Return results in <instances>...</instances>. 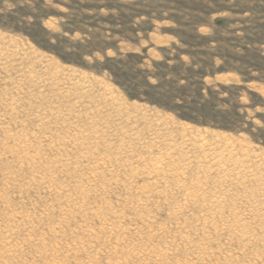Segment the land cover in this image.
I'll return each mask as SVG.
<instances>
[{"label":"rangeland","instance_id":"374dc122","mask_svg":"<svg viewBox=\"0 0 264 264\" xmlns=\"http://www.w3.org/2000/svg\"><path fill=\"white\" fill-rule=\"evenodd\" d=\"M0 232V264H264V0H0Z\"/></svg>","mask_w":264,"mask_h":264},{"label":"bare ground","instance_id":"6f19581e","mask_svg":"<svg viewBox=\"0 0 264 264\" xmlns=\"http://www.w3.org/2000/svg\"><path fill=\"white\" fill-rule=\"evenodd\" d=\"M68 75V74H67ZM62 93V92H61ZM107 95V94H106ZM62 96H63V94H62ZM62 98H64V97H62ZM74 99V98H73ZM87 114V113H86ZM5 116V115H4ZM75 117V116H74ZM45 118V117H44ZM67 119V118H66ZM89 119V118H88ZM10 121V120H9ZM58 127V126H57ZM4 128V127H3ZM52 128V127H51ZM5 129V128H4ZM48 136V135H47ZM199 136V135H198ZM96 137V136H95ZM3 138V137H2ZM12 139V138H11ZM21 139V138H20ZM54 139V138H53ZM75 139V138H74ZM194 139V138H193ZM57 141V140H56ZM205 141V140H204ZM18 142V141H17ZM16 142V143H17ZM201 142V141H200ZM21 143V142H20ZM85 143V142H84ZM156 143V142H155ZM24 144V143H23ZM157 144V143H156ZM163 145V144H162ZM154 146V145H153ZM171 146V145H170ZM173 146V145H172ZM199 147V146H198ZM202 147V146H201ZM210 147V146H209ZM15 148V147H14ZM212 148V147H211ZM226 148V147H225ZM9 149H10V147H9ZM121 149V148H120ZM173 149V148H172ZM193 149V148H192ZM210 149V148H209ZM167 150V149H166ZM170 150V149H169ZM7 151V150H6ZM208 151V150H207ZM7 152H9V151H7ZM10 152H11V149H10ZM173 152V151H172ZM202 152V151H201ZM205 152V151H204ZM24 153V152H23ZM211 153V152H210ZM85 154V153H84ZM221 154V153H220ZM245 154V153H244ZM80 155V154H79ZM247 155V154H246ZM85 156V155H84ZM195 157V156H194ZM208 157V156H207ZM234 157V156H233ZM256 157V156H255ZM26 158V157H25ZM82 158V157H81ZM84 158V157H83ZM198 158V157H197ZM228 158V157H227ZM230 158V157H229ZM247 158V157H246ZM22 159V158H21ZM24 159V158H23ZM86 159V158H85ZM187 159V158H186ZM231 159V158H230ZM158 160V159H157ZM163 160V159H162ZM189 160V159H188ZM237 160V159H236ZM18 161V160H17ZM158 161H160V159L158 160ZM251 161V160H250ZM26 162V161H25ZM140 162V161H139ZM144 162V161H143ZM152 162V161H151ZM209 162V161H208ZM214 162V161H213ZM230 162V161H229ZM240 162V161H239ZM197 163V162H196ZM249 163V162H248ZM33 164V163H32ZM35 164V163H34ZM182 164V163H181ZM226 164V163H225ZM229 164V163H228ZM232 164V163H231ZM128 165V164H127ZM145 165V164H144ZM156 165V164H155ZM187 165V164H186ZM198 165V164H197ZM213 165V164H212ZM220 165V164H219ZM240 165V164H239ZM256 165V164H255ZM261 165V164H260ZM214 166V165H213ZM232 166H233V164H232ZM252 166H254V165H252ZM7 167V166H6ZM152 167V166H151ZM215 167V166H214ZM217 167V166H216ZM132 168V167H131ZM223 168V167H222ZM263 168V167H262ZM95 169H96V167H95ZM158 169V168H157ZM231 169V168H230ZM88 170V169H87ZM197 170V169H196ZM232 170V169H231ZM148 171H150V170H148ZM218 171V170H217ZM246 171V170H245ZM1 172H3V171H1ZM202 172V171H201ZM200 172V173H201ZM214 172V171H213ZM243 172V171H242ZM99 173V172H98ZM146 173V172H145ZM232 173V172H231ZM239 173V172H238ZM237 173V174H238ZM5 174V173H4ZM218 174V173H217ZM228 174V173H227ZM246 174V173H245ZM52 175V174H51ZM171 175V174H170ZM18 176V175H17ZM148 176V175H147ZM157 176V175H156ZM168 176V175H167ZM174 176V175H173ZM226 176V175H225ZM250 176H252V175H250ZM15 177H16V175H15ZM151 177H152V175H151ZM155 177V176H154ZM163 177V176H162ZM200 177V176H199ZM227 177V176H226ZM229 177V176H228ZM235 177V176H234ZM168 178V177H167ZM49 179V178H48ZM161 179H163V178H161ZM166 179V178H165ZM173 179H175V178H173ZM177 179V178H176ZM251 179H253V178H251ZM7 180V179H6ZM197 179H195V181H196ZM235 180V179H234ZM239 180V179H238ZM30 181V180H29ZM44 181V180H43ZM231 182V181H230ZM11 183V182H10ZM196 183V182H195ZM40 184V183H39ZM83 184V183H82ZM181 185V184H180ZM43 186V185H42ZM52 186V185H51ZM60 186V185H59ZM129 186V185H128ZM198 186V185H197ZM99 187V186H98ZM55 189V188H54ZM62 189V188H61ZM65 189V188H64ZM189 189V188H188ZM53 190V189H52ZM50 191V190H49ZM57 191V190H56ZM8 192V191H7ZM58 192V191H57ZM54 193V192H53ZM76 193V192H75ZM148 193V192H147ZM258 193V192H257ZM263 193V192H262ZM71 194V193H70ZM88 194V193H87ZM189 194V193H188ZM72 195V194H71ZM192 195V194H191ZM51 196V195H50ZM64 196H66V195H64ZM188 196V195H187ZM190 198V197H189ZM202 198V197H201ZM78 199V198H77ZM145 199V198H144ZM4 200V199H3ZM67 200V199H66ZM82 201V200H81ZM139 201V200H138ZM190 202V201H189ZM215 202V201H214ZM66 203H68V202H66ZM83 203V202H82ZM219 203V202H218ZM59 204V203H58ZM217 204V203H216ZM197 205V204H196ZM211 205V204H210ZM213 205V204H212ZM4 206V205H3ZM8 206V205H7ZM74 206V205H73ZM140 206V205H139ZM203 207V206H202ZM182 208V207H181ZM210 208V207H209ZM212 208V207H211ZM45 209V208H44ZM248 209V208H247ZM82 210V209H81ZM43 211V210H42ZM181 211V210H180ZM203 211V210H202ZM56 212V211H55ZM82 212V211H81ZM102 212V211H101ZM177 212H179V211H177ZM210 212V211H209ZM45 213H47V212H45ZM90 213V212H89ZM110 213V212H109ZM239 213V212H238ZM21 214V213H20ZM93 214V213H92ZM116 215H117V213H115ZM231 214V213H230ZM9 215V214H8ZM106 215V214H105ZM219 215V214H218ZM217 215V216H218ZM4 216V215H3ZM13 216V215H12ZM72 216V215H71ZM219 216H221V215H219ZM232 217V216H231ZM254 217V216H253ZM256 217V216H255ZM7 218V217H6ZM14 218V217H13ZM210 218V217H209ZM249 218V217H248ZM226 219V218H225ZM21 220V219H20ZM122 220V219H121ZM177 220V219H176ZM238 220V219H237ZM261 220V219H260ZM13 221V220H12ZM31 221V220H30ZM123 222V221H122ZM197 222V221H196ZM233 221H231V223H232ZM251 222H253V221H251ZM10 223H14V222H10ZM29 223V222H28ZM27 223V224H28ZM228 223V222H227ZM19 224V223H18ZM25 224V223H24ZM181 224V223H180ZM179 224V225H180ZM245 224V223H244ZM249 225V224H248ZM117 226V225H116ZM206 226V225H205ZM213 226V225H212ZM251 226V225H250ZM124 227V226H123ZM251 227H253V226H251ZM19 228V227H18ZM213 228H214V226H213ZM239 228V227H238ZM250 228V227H249ZM15 229V228H14ZM179 229V228H178ZM209 229V228H208ZM216 230H217V228H215ZM240 229V228H239ZM256 229V228H255ZM114 230V229H113ZM160 230V229H159ZM250 230V229H249ZM179 231V230H178ZM184 231V230H183ZM3 232V231H2ZM14 232H16V231H14ZM106 232V231H105ZM214 232H215V230H214ZM246 232V231H245ZM248 232V231H247ZM254 232V231H253ZM1 233V232H0ZM180 233V232H179ZM57 234V233H56ZM99 234V233H98ZM228 234V233H227ZM241 234V233H240ZM9 235V234H8ZM94 235V234H93ZM109 235V234H108ZM6 236V235H5ZM12 236H14V235H12ZM57 236V235H56ZM111 236V235H110ZM259 236H260V234H259ZM90 238V237H89ZM4 239V238H3ZM6 239V238H5ZM2 240V239H1ZM25 240V239H24ZM43 240V239H42ZM93 240V239H92ZM11 241V240H10ZM28 241H29V239H28ZM31 241V240H30ZM98 241V240H97ZM146 241V240H145ZM231 241V240H230ZM89 242V241H88ZM87 242V243H88ZM190 242V241H189ZM253 242V241H252ZM18 243V242H17ZM195 243V242H194ZM45 244V243H44ZM65 244H67V243H65ZM70 244V243H69ZM79 244V243H78ZM9 245V244H8ZM15 245V244H14ZM47 245V244H46ZM92 245H94V244H92ZM147 245V244H146ZM4 246V245H3ZM18 246V245H17ZM43 246V245H42ZM95 246V245H94ZM2 247V246H1ZM10 247V246H9ZM45 247V246H44ZM105 247V246H104ZM184 247H185V245H184ZM188 247V246H187ZM3 248H5V247H3ZM13 248V247H12ZM11 248V249H12ZM19 248H20V246H19ZM40 248V247H39ZM43 248V247H42ZM46 248V247H45ZM56 248V247H55ZM168 248V247H167ZM194 248V247H193ZM9 249V248H8ZM10 249V250H11ZM21 249V248H20ZM44 249V248H43ZM136 249V248H135ZM145 249V248H144ZM147 249V248H146ZM204 249V248H203ZM44 250H46V249H44ZM73 250V249H72ZM165 250V249H164ZM6 251V250H5ZM52 251V250H51ZM99 251V250H98ZM22 252V251H21ZM20 252V253H21ZM53 252H55V251H53ZM97 252V251H96ZM192 252V251H191ZM44 253V252H43ZM161 253V252H160ZM1 254V253H0ZM39 254V253H38ZM98 254V253H97ZM130 254V253H129ZM173 254V253H172ZM174 254H175V252H174ZM209 254V253H208ZM207 254V255H208ZM229 254V253H228ZM99 255V254H98ZM109 255V254H108ZM126 255H127V253H126ZM143 255V254H142ZM206 255V256H207ZM12 256V255H11ZM16 256V255H15ZM113 256V255H112ZM5 257V256H4ZM10 257V256H9ZM17 257V256H16ZM19 257V256H18ZM153 257V256H152ZM202 257H204V256H202ZM56 258V257H55ZM197 258V257H196ZM57 259V258H56ZM91 259V258H90ZM99 259V258H98ZM149 259V258H148ZM152 259V258H151ZM156 259V258H155ZM205 259V258H204ZM11 260V259H10ZM119 260V259H118ZM159 260H160V258H159ZM191 260V259H190ZM2 261V260H1ZM58 261V260H57ZM93 261V260H92ZM162 261V260H161ZM3 262V261H2ZM62 262V261H61ZM106 262V261H105ZM115 262V261H114ZM160 262V261H159ZM192 262V261H191ZM23 263V262H22ZM48 263V262H47ZM164 263V262H163ZM197 263V262H196ZM56 264H58V263H56ZM63 264V263H62ZM86 264V263H85ZM110 264H112V263H110ZM115 264V263H114ZM162 264V263H161ZM260 264V263H259Z\"/></svg>","mask_w":264,"mask_h":264},{"label":"trees","instance_id":"16d2710c","mask_svg":"<svg viewBox=\"0 0 264 264\" xmlns=\"http://www.w3.org/2000/svg\"><path fill=\"white\" fill-rule=\"evenodd\" d=\"M106 67V66H105ZM102 70H107L109 73H110V70L108 69V68H104L103 66H102ZM132 98V97H131ZM146 98V100L145 101H147L148 103H150V104H156V105H159L158 103H154L155 101H153V99H151V98H149V97H145ZM160 106V105H159Z\"/></svg>","mask_w":264,"mask_h":264}]
</instances>
